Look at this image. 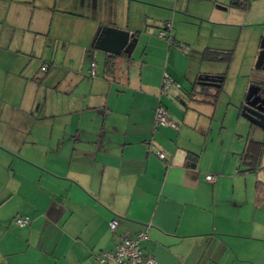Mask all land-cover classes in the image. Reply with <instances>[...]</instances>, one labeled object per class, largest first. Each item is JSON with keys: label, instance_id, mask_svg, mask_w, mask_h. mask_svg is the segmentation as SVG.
I'll use <instances>...</instances> for the list:
<instances>
[{"label": "crops", "instance_id": "1", "mask_svg": "<svg viewBox=\"0 0 264 264\" xmlns=\"http://www.w3.org/2000/svg\"><path fill=\"white\" fill-rule=\"evenodd\" d=\"M231 3L0 0V264H94L140 232L156 264H264V155L252 171L240 157L264 141L241 116L252 65L220 123L233 122L230 134L212 132L225 81L214 67L230 65L248 22L264 24V0ZM167 22L182 51L158 37ZM107 26L137 39L112 74L111 55L93 47ZM206 49L230 62L204 61ZM164 73L172 87L159 96ZM220 74L211 105L199 78ZM158 104L177 130L153 126ZM17 216L29 224L14 226Z\"/></svg>", "mask_w": 264, "mask_h": 264}, {"label": "rangeland", "instance_id": "2", "mask_svg": "<svg viewBox=\"0 0 264 264\" xmlns=\"http://www.w3.org/2000/svg\"><path fill=\"white\" fill-rule=\"evenodd\" d=\"M249 14H253L250 12ZM252 16V15H251ZM250 24H246L241 31V37L237 41V50L234 53L233 59L228 67H226L223 64H217V67H214L215 70L220 71L221 73H224V92L222 93L220 99L217 102L216 107V120L217 123L213 122L212 126V132H218L223 131L224 134L231 132L234 125H232V121L230 122L229 118H226L225 125H220L222 118L224 117V114L226 112V106L229 103V97L230 93L233 90L234 95H237L238 98L242 97V92L244 91V85L247 81V78L241 77L240 75L247 74L249 71V67L252 65V75L254 80L257 81H263L264 82V73L260 71H256L254 69V64L256 62V49L260 45V41L264 39V24H255L254 22H248ZM241 30V29H240ZM61 45L59 43L58 51H61ZM232 47L234 46V42H231L230 44ZM59 53V52H58ZM239 75V76H238ZM238 77V78H237ZM237 78V81H236ZM249 90V86H247V89L245 91ZM244 91V92H245ZM208 98H206L207 100ZM207 105L203 107L202 110V117L206 122H208L211 119L210 112L208 108H206ZM202 106L199 108L201 109ZM249 123V122H248ZM245 127H249L247 123L244 121L243 127H241V130H244ZM224 128V129H221Z\"/></svg>", "mask_w": 264, "mask_h": 264}, {"label": "built area", "instance_id": "3", "mask_svg": "<svg viewBox=\"0 0 264 264\" xmlns=\"http://www.w3.org/2000/svg\"><path fill=\"white\" fill-rule=\"evenodd\" d=\"M171 24L165 23L162 29L158 32V37L163 38L167 41L168 45L177 47L179 51H182V45L179 47L177 43L174 42L173 38L170 35ZM47 65L41 67V71H46ZM89 76L94 77L96 74L95 63L90 64ZM172 87V80L169 76L164 73L162 76L160 84V93L159 96H166L169 89ZM153 126L154 127H163L177 130V126L174 122L171 121L169 114L166 108L158 104L154 110L153 114ZM157 158L159 160L165 161L164 153L158 152ZM205 180L213 183L216 180L215 175H207ZM13 224L16 227L22 228L29 224L28 217L17 216L13 219ZM116 221L111 220L109 222V228L114 230L116 227ZM146 239V233L140 232L136 235V238L131 240L128 238H123L121 242L116 246L113 252H105L95 256L94 264H156L155 259L151 257L143 258L142 252L140 250V242Z\"/></svg>", "mask_w": 264, "mask_h": 264}, {"label": "water", "instance_id": "4", "mask_svg": "<svg viewBox=\"0 0 264 264\" xmlns=\"http://www.w3.org/2000/svg\"><path fill=\"white\" fill-rule=\"evenodd\" d=\"M136 44L137 39L129 32L107 26L98 31L93 47L94 49L107 53L111 56H119L122 53L130 58ZM259 47L260 51L257 55L254 69L264 73V39L261 40ZM199 81L208 87H214L221 81V78L217 75H212L201 77L199 78ZM253 88L254 86L252 87L251 85L245 94L243 107L241 108V116L251 125L257 126L253 123L258 119L257 116L250 111L245 112L246 107H251L248 104V101L252 97Z\"/></svg>", "mask_w": 264, "mask_h": 264}, {"label": "trees", "instance_id": "5", "mask_svg": "<svg viewBox=\"0 0 264 264\" xmlns=\"http://www.w3.org/2000/svg\"><path fill=\"white\" fill-rule=\"evenodd\" d=\"M249 3H250V0H232L231 5H232V7H235V8L241 9V10H246L249 6ZM180 45L181 44L177 43L178 47ZM169 46L174 47L172 45H169ZM174 48H176L179 51V49L177 47H174ZM182 49H183V45H182ZM202 58L204 61H208V62H224V63L228 64L230 62L231 53L230 52H219V51L206 49L203 52ZM114 59H115L114 56H107V58L105 60L104 67H105V71L107 74H112L114 71V68H115ZM217 76H219L221 78V81L219 83H217V86L212 87L215 90L214 93H209L208 88L202 89V91L200 92L201 94L204 93L203 97H205V99L208 98L205 102H207L211 105L214 104V102L217 99L218 94L220 93V90L222 88L223 74H220ZM251 85H252V83H251ZM253 86H254V84L252 85V87ZM263 155H264V142L248 141L246 143L245 150L240 155V157L242 160V164H245L248 167L250 166L247 171H252V170H254V166L252 165V162L257 160L259 163L260 159L263 157ZM192 157L194 159L195 155Z\"/></svg>", "mask_w": 264, "mask_h": 264}, {"label": "flooded vegetation", "instance_id": "6", "mask_svg": "<svg viewBox=\"0 0 264 264\" xmlns=\"http://www.w3.org/2000/svg\"><path fill=\"white\" fill-rule=\"evenodd\" d=\"M248 104L251 107H246L245 112H251L257 116V120L253 122V128L258 131L262 138H264V82L257 81L252 90V97L249 99ZM243 107V106H242Z\"/></svg>", "mask_w": 264, "mask_h": 264}]
</instances>
